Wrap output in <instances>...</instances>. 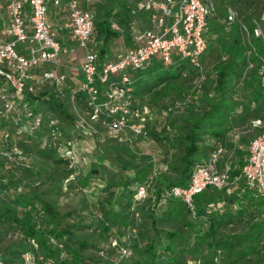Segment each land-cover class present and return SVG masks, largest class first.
Returning <instances> with one entry per match:
<instances>
[{
  "label": "trees",
  "instance_id": "1",
  "mask_svg": "<svg viewBox=\"0 0 264 264\" xmlns=\"http://www.w3.org/2000/svg\"><path fill=\"white\" fill-rule=\"evenodd\" d=\"M145 1L102 0L93 11L100 68L115 39L126 32V40H131L133 13H145L152 25V13L141 8ZM225 6L234 8L251 25L261 19L264 0H224L217 15L209 17V47L203 57L205 79L200 88L196 87L200 74L187 61L166 68L154 60L143 71L126 70L132 81L133 107L146 106L155 118L147 123L145 138L163 142V156L143 152L139 143L144 137H136L129 130L112 133L105 124L113 118L107 114L95 122L97 131L85 134L76 128V122L83 120L77 107L85 109L89 119L92 114L80 87L65 89L54 82L29 84L22 95L24 103L18 105L22 110L28 104L34 113L42 115L45 124L33 135L18 137L17 125L26 120L6 119L11 125H7L10 133L4 134L8 141L0 142L2 264H25L26 255L39 264H264L262 201L244 189L242 179L233 183L248 157V150L239 144L250 145L253 140L240 135L235 142L234 135L241 134L239 129L253 120L264 119V87L256 57L252 58L254 67L249 68L248 46L239 25L234 24L229 31L222 25ZM252 41L264 54V45ZM39 68L41 65L34 72ZM160 74L161 78L154 79ZM140 76L144 82H138ZM120 82V74L111 75L108 83L100 86L102 99L112 83ZM176 89L180 92L174 95ZM171 95L172 105H167ZM137 98L145 99L141 106ZM160 113L167 114L162 130L156 121ZM51 121L56 122L59 133L57 145L46 139ZM3 125L4 121L0 129ZM76 135L87 145L84 168L81 163L70 168L64 157L71 150L65 144ZM14 144L24 158L11 162L8 154ZM219 145L225 149L219 166L230 165L231 181L226 188L208 187L194 196L193 213L182 199L168 193L175 186L187 187L195 167L205 163ZM36 157L56 170L30 164L28 158ZM58 168L63 172L57 175ZM66 180L81 189L93 185L91 182L97 189L102 187L95 211L84 215L91 208L86 202L84 207L65 213L59 210L51 195H62L61 181ZM141 187L147 194L137 201ZM114 240L132 256H121L120 248L111 245Z\"/></svg>",
  "mask_w": 264,
  "mask_h": 264
},
{
  "label": "built area",
  "instance_id": "2",
  "mask_svg": "<svg viewBox=\"0 0 264 264\" xmlns=\"http://www.w3.org/2000/svg\"><path fill=\"white\" fill-rule=\"evenodd\" d=\"M0 1L7 3L10 16L8 34L13 38L10 42L0 44V108L6 114H13L14 121L21 122L24 118L34 130H37L45 124L42 115L34 113L28 104L18 112L17 101L22 100L26 88L31 87L29 84L37 86L45 82H54L61 86L64 84L66 77L64 74L45 71L38 76L34 71L44 63L56 62L65 49L48 23L47 0ZM61 1L55 0V3L58 5ZM223 1L146 0L141 4V8L152 13L153 29L145 30L136 36L138 46L127 49L117 61L106 62L102 68L98 64V54L88 52L81 68L82 81L79 87L86 95L92 110L91 121L97 122L101 114H107L113 118L112 122L105 124L112 133L119 134L129 130L136 137H147L146 125L152 123L155 118L146 106L133 107L130 95L132 81L126 70L143 71L154 60H159L166 68L174 66L177 61H187L200 74L196 83V87L200 88L205 79L203 57L209 47L206 39L208 20L209 17L217 15ZM67 9L69 19L65 29L70 32V38L74 43L86 47L96 33V16L93 11L82 9L78 0H69ZM225 16L222 25L226 31L236 23L239 25L242 40L248 46L249 68L254 67L252 58L258 59V77L264 87V54L259 53L256 43L252 41L256 39L264 45V10L261 19L254 20L251 25L231 6H225ZM112 26L118 29L116 24ZM19 44H23L24 47L19 49ZM113 74H120L121 82L112 83L109 86V93L102 99L100 86L107 84ZM24 123L17 125L18 137L30 135ZM55 125L56 122L51 121L46 139L57 145L59 133ZM251 126L263 132L251 141L246 164L233 183L240 179L244 181V189L253 192L262 201L264 217V119L253 120ZM76 128L85 134L92 133L90 125L84 120H78ZM167 129L169 130V127ZM7 137H4L5 141H8ZM239 137L240 134H237L234 141H238ZM224 154V147L219 145L205 163L195 167L188 186H175L169 191L168 196L182 199L194 213V196L208 187L223 189L229 185L230 165L226 164L223 169L219 166L220 158ZM8 156L11 162L24 158L15 144ZM64 157L69 161L70 168L79 164L72 149ZM146 194L147 189L141 187L135 198L140 201ZM52 242L57 243L54 240ZM32 243L35 245L34 241ZM111 245L120 248L117 240ZM119 253L124 257L132 256V252L127 248H120ZM33 259L32 256L26 255L25 264H38L32 261Z\"/></svg>",
  "mask_w": 264,
  "mask_h": 264
},
{
  "label": "rangeland",
  "instance_id": "3",
  "mask_svg": "<svg viewBox=\"0 0 264 264\" xmlns=\"http://www.w3.org/2000/svg\"><path fill=\"white\" fill-rule=\"evenodd\" d=\"M80 5L82 7H88L90 10L96 12L97 11V6L98 4L102 1V0H78ZM0 20L2 22V32L4 33L3 30H7L8 27V22H9V14H8V10L6 8V4L2 1L0 2ZM55 35H57V32H55V30H53ZM7 33H5V35H2V40L5 41V43L10 42L13 40V38L10 35H6ZM7 37V38H5ZM1 38V37H0ZM7 39V40H6ZM115 47H119L121 48L123 46V38H117L114 40ZM0 44H4L1 43ZM80 46V45H79ZM24 45L23 44H19V49L23 48ZM85 50V55L88 52H98L99 49V45L97 43V41L95 40V36L93 38H91L89 44L86 47H81ZM96 52V53H97ZM69 57H67L66 54H63L61 56H59V58L57 59L56 62H49V63H44L41 65V68H39V70L35 72L36 75H41L40 71L41 70H45V71H54L58 74H64L65 77V82L63 84V88H72V87H79V77H78V72H77V68H78V64L81 63V58L78 57V59H76V68L75 70H72L71 68H67V70H61V66L62 63H64L65 61H68ZM106 59H109V57H107ZM78 61V62H77ZM207 62H209L207 60ZM73 67V66H72ZM207 68L209 69L208 65ZM65 69V68H64ZM65 72V73H64ZM129 74L131 75H135V73L133 71H128ZM163 76V74H160L158 76H155V78H161ZM171 91H172V85H171ZM180 92L178 89L174 90V95H177ZM138 99V103H140V105L138 103H135V105H139L141 106L145 99L143 98H137ZM136 99V101H137ZM23 100H18L17 101V105L20 104V106H22L23 104ZM20 106L18 107L19 111L20 110ZM76 112L79 113V115L82 117V119L84 121H86L89 125H90V129L92 131V129L97 131L96 128V123L91 121V119H89L87 111L85 109H76ZM167 114H163L160 113L157 116V128L159 130H162L163 126L166 125V121H167ZM13 116V114H6V112H4L1 108H0V126H1V122L4 121V125L2 126V129H0V142H2V140H4V134L5 133H10V127L11 126L9 124V122H6V119H8L9 117ZM10 120V119H9ZM7 120V121H9ZM24 125H26V129L28 131V134H34L33 132L35 131L32 126L29 123H24ZM7 128V129H4ZM241 134V136H245L246 138H248L249 140L254 139L256 136H258L260 134V132H263V130L258 129V128H253L251 125H248L244 128L239 129V131ZM236 134L234 135L235 138ZM10 138V137H9ZM80 138H78V135L75 136L74 139H72L71 141H69L67 144H65V146H68V148H71L73 150V152L76 155V160L79 161V164L81 163L83 168L86 167V161H85V157L83 155V152L85 151L87 145L85 143V140H81L79 141ZM232 141V139L230 140ZM139 146L141 148V150L143 152H145L146 154H151L154 155L156 157L158 156H163L164 154V150L165 148L163 147V142L159 143V142H155L154 140H152L151 138H143L140 143ZM240 148L246 149L249 151V145L247 144H239ZM29 163L35 165L36 167H44L47 168L48 170H56L53 169L54 167L52 165H47L45 164L41 158L36 157V158H28ZM86 170V169H85ZM63 170L58 168L57 169V175L62 173ZM67 174V173H66ZM174 176H176V173H173ZM73 177H71L72 179ZM62 187H61V192L62 195L59 193H55L51 195V198L53 200H55L56 204L59 207V210L61 212H68L74 209H77L79 207H84L85 202L88 204V206H90L91 208L84 213V215H88L90 212H92L93 210L95 211V208H97L98 206V197L102 194V187H99L97 189V187L94 185L93 182H91L93 185H89V186H82V189L80 188V186H73L74 184L71 185L70 181H61ZM43 188H46V186H44ZM15 231V230H13ZM119 257L118 253L116 252L114 255L115 260H117ZM43 259V258H41ZM32 261H36V259H33ZM39 264V263H38ZM197 264V263H196Z\"/></svg>",
  "mask_w": 264,
  "mask_h": 264
},
{
  "label": "crops",
  "instance_id": "4",
  "mask_svg": "<svg viewBox=\"0 0 264 264\" xmlns=\"http://www.w3.org/2000/svg\"><path fill=\"white\" fill-rule=\"evenodd\" d=\"M0 2H2V1H0ZM3 2L6 4V8H7V3L5 1H3ZM47 2H48V8H49L48 23L50 24L52 30H55V32H57L56 37H57L58 41H60V43L62 44V47L65 49V52H63V54H66L67 57H69L68 61H65L64 63H62L61 70H67V68H71L72 70H75L76 59H78V57H80L81 63L78 64V68H77V72L79 73L78 74V77H79L78 80L80 83L82 81L81 68H82V65H83V62L85 60L86 55H85V50L83 48H81V46H79L77 43H74L71 40L70 32L65 29V24L67 23V21L69 19V11L67 9V4H68L69 0H62L61 3L58 5L55 3V0H47ZM79 5H80V3H79ZM80 7L84 8V9H89L88 7H82L81 5H80ZM131 18L133 21L131 40L130 41L126 40L127 38H126V32H125L123 34V36L120 37V38H123V46L121 48L115 47L114 46L115 42H113L109 47V53L107 56V57H109V59H105V61L103 63L110 62V61H117L126 52L127 49L134 48V47L138 46V43L135 40V38L138 34L142 33L146 29L153 28V26L150 24V22H147V16L143 12L141 13L140 11H138L137 13H133L131 15ZM9 23H10V16H9V22L7 24L8 26H9ZM1 26H2V22L0 20V37H1L0 41H1V43H3V42L5 43V41L2 40V37H3L2 35H5V33H7L6 35H9L8 34V27H7V30H6V28H5V30H3L4 31V33H3ZM5 38H7V37H5ZM137 80H138V82H144L145 79H144V77L140 76V78H138ZM170 98L171 99L168 100L167 105H172V95ZM152 109H154V108H152ZM151 111H153V113H156V110H151Z\"/></svg>",
  "mask_w": 264,
  "mask_h": 264
}]
</instances>
